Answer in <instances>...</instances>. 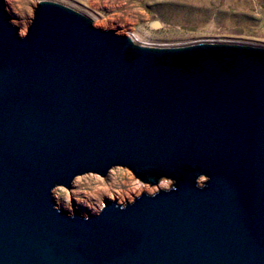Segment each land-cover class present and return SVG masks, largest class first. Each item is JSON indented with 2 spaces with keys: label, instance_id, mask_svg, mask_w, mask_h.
I'll return each mask as SVG.
<instances>
[{
  "label": "water",
  "instance_id": "1",
  "mask_svg": "<svg viewBox=\"0 0 264 264\" xmlns=\"http://www.w3.org/2000/svg\"><path fill=\"white\" fill-rule=\"evenodd\" d=\"M5 8L0 264H264V48L141 46L55 2L21 37ZM115 167L174 184L57 208L56 188Z\"/></svg>",
  "mask_w": 264,
  "mask_h": 264
},
{
  "label": "rangeland",
  "instance_id": "2",
  "mask_svg": "<svg viewBox=\"0 0 264 264\" xmlns=\"http://www.w3.org/2000/svg\"><path fill=\"white\" fill-rule=\"evenodd\" d=\"M40 2H55L85 16L94 28L114 31L141 46L179 48L202 43L264 48V0H5L6 12L21 37L27 35ZM24 24L27 27L23 33ZM111 172L118 173L115 183L96 174L78 177L86 181L75 199L86 201V195L100 187L97 179H102L103 185L111 191L124 193L138 185L156 189L164 181L169 187L160 190L167 191L174 184L173 180L163 178L157 186H150L125 167H115ZM198 179L199 185L206 181L205 177ZM73 190L74 187L68 190L60 186L54 193ZM158 190L144 193L153 195ZM141 195L142 192L127 200L128 204ZM118 204L126 205V201ZM57 208H61L58 203Z\"/></svg>",
  "mask_w": 264,
  "mask_h": 264
},
{
  "label": "bare ground",
  "instance_id": "3",
  "mask_svg": "<svg viewBox=\"0 0 264 264\" xmlns=\"http://www.w3.org/2000/svg\"><path fill=\"white\" fill-rule=\"evenodd\" d=\"M26 25H23L22 32L24 33L26 31ZM134 43L137 44L136 41L132 40ZM140 45V44H138ZM112 171V170H111ZM109 172L107 174L108 178L107 180L111 183L116 182V176L118 173ZM86 179H75V182L73 184L75 186L74 190L71 193H67L65 191H62L61 193H58L57 191L54 193V200L58 203V205L64 210L69 213H73V207L75 208L76 212L81 216H90L98 214L101 209L103 208V204L105 201L109 202H116V203H123L124 201H131L134 197L139 196L141 192H147V193H154L158 190V188H168L169 183L164 181L159 187L151 188L146 185H138L137 187H132L133 189L129 192H119V191H111L107 187L103 185L102 179L98 180L100 187L96 188V190L90 194L86 195V201L80 202L75 197L80 193V189L82 187V183L85 182ZM110 188V187H109Z\"/></svg>",
  "mask_w": 264,
  "mask_h": 264
}]
</instances>
